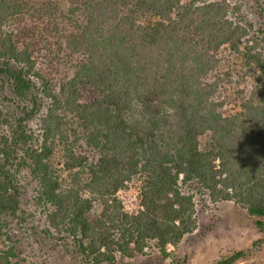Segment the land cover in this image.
I'll use <instances>...</instances> for the list:
<instances>
[{"label":"trees","instance_id":"obj_1","mask_svg":"<svg viewBox=\"0 0 264 264\" xmlns=\"http://www.w3.org/2000/svg\"><path fill=\"white\" fill-rule=\"evenodd\" d=\"M66 1L74 62L48 86L6 28L25 0H0V218L27 221L30 178L41 233L62 262L79 264H132L151 249L168 258L169 246L197 228V194L233 200L264 230V0L258 28L231 0ZM224 47L241 54L255 80L230 112L212 79ZM36 81L50 101L37 132L28 125L40 108ZM61 109L74 118L72 141L60 129ZM56 140L63 167L77 170L67 186L50 164ZM134 179L139 208L129 212L117 192ZM263 240L208 264H235ZM11 256L0 251V262Z\"/></svg>","mask_w":264,"mask_h":264},{"label":"rangeland","instance_id":"obj_2","mask_svg":"<svg viewBox=\"0 0 264 264\" xmlns=\"http://www.w3.org/2000/svg\"><path fill=\"white\" fill-rule=\"evenodd\" d=\"M241 3L243 11L251 18L258 28L261 24L259 12L261 0H231ZM68 6L66 0H25L21 13L6 23V28L13 31L20 45L27 47L34 61L35 68L45 77L48 86L58 85L70 75L73 60L65 48V36L69 22L65 17ZM220 65L214 74L219 79L217 101L222 102L225 111H235L242 97L252 90L255 80L251 70L244 64L240 53L229 48H221L218 52ZM41 83L31 90L33 98L40 104L36 115L29 120V127L37 132L40 119L47 115L50 101L41 94ZM1 104H5L0 99ZM22 107V106H21ZM6 111V110H5ZM3 111L4 114L6 112ZM56 112V111H55ZM60 117V129L72 141L76 135L70 130L75 127L74 118L68 110L56 112ZM79 135V134H77ZM78 138V137H77ZM207 136L200 137L204 143ZM77 150L88 159L95 153L87 148L81 140L76 142ZM62 142L53 144L50 157L52 169L56 172L61 185L67 186L77 170L68 171L63 167L64 156ZM28 189L23 198L22 206L29 213L26 222L12 216L0 218V251L11 250L14 256L3 259L0 264H79L72 260H60L61 249L49 238L45 237L40 228L43 225L41 208L33 203L34 189L31 179L27 178ZM139 181L132 180L126 187L117 192L125 209L137 211ZM186 188L193 189V185ZM195 217L197 228L185 235L177 247L169 246L171 255L160 259L154 249L145 255H137L132 264H208L232 252L246 249L251 243L261 237L264 230L256 226L253 218L245 215V210L233 200H211L206 194L195 196ZM264 220V218H262ZM235 264H264V240L259 248ZM2 253V252H1Z\"/></svg>","mask_w":264,"mask_h":264}]
</instances>
